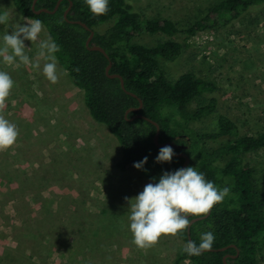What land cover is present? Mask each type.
<instances>
[{"label":"rangeland","instance_id":"374dc122","mask_svg":"<svg viewBox=\"0 0 264 264\" xmlns=\"http://www.w3.org/2000/svg\"><path fill=\"white\" fill-rule=\"evenodd\" d=\"M128 1L143 16L168 18L179 29L172 34L141 32L133 42L152 46L173 39L189 44L176 59L162 62L169 78L190 71L216 84L218 109L190 122L192 128L210 132L217 115L228 112L241 132L264 131V8L185 38L182 30L219 0ZM4 11L10 19L0 25V38L16 23L34 19L23 15L12 0H0V13ZM47 36L44 26L39 39ZM24 43L35 62L39 40ZM44 63L40 60V69H16L0 58V70L14 81L0 115L19 130L16 143L0 152V264H174L186 245L178 235H162L147 249L131 242L124 198L156 182L136 169L116 166L121 156L116 137L91 117L82 90L58 60L55 84L43 75ZM203 100L193 99L188 108L195 109ZM222 143L205 141L207 147ZM245 158L264 191V149L248 152ZM178 264L193 263L183 259ZM257 264H264V245L257 251Z\"/></svg>","mask_w":264,"mask_h":264},{"label":"trees","instance_id":"16d2710c","mask_svg":"<svg viewBox=\"0 0 264 264\" xmlns=\"http://www.w3.org/2000/svg\"><path fill=\"white\" fill-rule=\"evenodd\" d=\"M12 1L23 15L41 20L60 46L55 54L57 60L82 90L89 114L103 123L119 143L121 156L116 166L120 170L136 169L158 182L163 172L181 168L183 157L155 162L161 147L153 142L156 131L153 120L159 125L158 140H169L175 151L187 154V167H195L218 188L230 189L229 195L207 217L190 226L191 239L197 245L203 233L212 232L215 236L212 248H226L191 256L181 250L174 264L183 259L193 264H224L222 257L226 254L228 264H257V251L264 245V191L258 188L254 170L245 155L264 149V131L241 132L239 123L228 112L217 115L215 128L210 132H199L190 126V122L199 121L218 109L219 96L214 82L193 72L169 78L162 62L173 61L182 47L189 44L173 39L158 40L152 46L133 42L141 32H178L176 24L168 18L143 16L128 0H108L109 11L100 16H94L84 0H61L55 12L38 14L31 9L32 0ZM56 1L37 0L35 9L51 10ZM70 1L67 19L80 20L88 28L63 17ZM260 8H264V0H219L182 32L188 38L215 25L235 23L251 10ZM91 30L94 33L89 45H100L107 55L86 47L85 40ZM109 62V73L120 74L123 87L119 78L106 75ZM201 97L205 100L195 109L188 108L193 99ZM140 101L138 111L126 112L138 107ZM208 139H223L224 143L207 147ZM144 157L148 158L143 165L146 171L133 167L134 162ZM178 236L188 242L187 229Z\"/></svg>","mask_w":264,"mask_h":264},{"label":"clouds","instance_id":"9594fccd","mask_svg":"<svg viewBox=\"0 0 264 264\" xmlns=\"http://www.w3.org/2000/svg\"><path fill=\"white\" fill-rule=\"evenodd\" d=\"M89 11L94 16L104 15L109 11L108 0H84ZM10 13H0V25L8 23ZM62 23V21H60ZM44 30L43 22L39 19L25 20L16 23L11 32H6L0 38V58L7 66L19 69L21 66H30L40 69V60H44L42 72L48 81L58 82L57 57L60 46L47 36L40 40V33ZM37 44L38 53L35 62L26 54L24 41ZM14 86V81L8 72L0 70V112L6 107V100ZM19 130L16 124L0 115V152L8 150L16 143ZM174 156L171 146L159 149L155 162H170ZM144 157L134 162L133 167L145 170L147 162ZM228 187L218 188L195 167H184L174 172H163L158 182L147 183L143 190L135 197L124 199L128 202L129 231L132 243L140 248L154 247L162 235H178L186 230L190 224L189 216H200L209 211L218 203H222L229 195ZM215 236L212 232L203 233L200 243L188 241L182 251L188 255H199L209 251Z\"/></svg>","mask_w":264,"mask_h":264},{"label":"water","instance_id":"95a60500","mask_svg":"<svg viewBox=\"0 0 264 264\" xmlns=\"http://www.w3.org/2000/svg\"><path fill=\"white\" fill-rule=\"evenodd\" d=\"M36 1H37V0H32V3H31V9L34 11L35 14H38V13H41V12H49V13H53V12H55L56 9L58 8V5H59V3H60L61 0H57L56 3H55V5H54V7H53V9H51V10H49L48 8H45V7H40V8H38V9H35V3H36ZM71 4H72V2L70 1L68 7L63 11V17H64L65 19H67V13H68V11H69V9H70V7H71ZM67 20H68L69 22H76V23H79V24H81L82 26H84L85 28H88V27L86 26V24L83 23V22H81L80 20H70V19H67ZM93 33H94V32L91 30L90 33H89V35H88V37L86 38V40H85V45H86V47H87L88 49H91V50H98V51L102 52L104 55H107L106 52H105V50H104V48L101 47L100 45H97V44L89 45V43H90V41H91V39H92ZM110 66H111V63L109 62V63L107 64L106 68H105V73H106V75H107L108 77H110V78H114V77L119 78V80H120V85L123 87V86H124V83H123V79H122L121 75L118 74V73H109ZM141 105H142V103H141V101H140L138 107H131V108H129L126 112H128L129 110L138 111V110L141 108ZM137 116L142 117L141 114H137ZM130 119H132V118H130ZM149 120H151V119H149ZM151 121H152V122L155 124V126H156V131H155V134H154V136H153V142L155 143V145H157L158 147L171 146L172 149L174 150V148H173V144H172L171 141L166 140V141H162V142H160V141L158 140V136H159V125H158L155 121H153V120H151ZM174 156H176V157H183L184 160H183V162H182V166H181V168L187 167V164H188V162H189V157L187 156V154H185L184 152H180V151H175V150H174ZM209 213H210V211H209ZM209 213H207V214H205V215H201V216H195V217H192V218L190 219V224H189V226H188V228H187V240H188V241H192L191 236H190V226H191V224H192L194 221H196V220H199V219H201V218L207 217V216L209 215ZM230 245H232V244H230ZM225 248H226V247L211 248V250H209V251H214V250H224ZM226 257H227V254L224 255V256L222 257V261H223L224 264H228L227 261H226Z\"/></svg>","mask_w":264,"mask_h":264}]
</instances>
